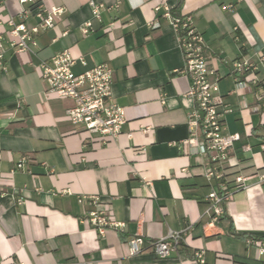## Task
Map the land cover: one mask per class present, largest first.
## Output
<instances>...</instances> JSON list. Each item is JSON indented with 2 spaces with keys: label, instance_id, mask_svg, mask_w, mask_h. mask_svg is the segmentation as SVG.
Masks as SVG:
<instances>
[{
  "label": "crops",
  "instance_id": "crops-1",
  "mask_svg": "<svg viewBox=\"0 0 264 264\" xmlns=\"http://www.w3.org/2000/svg\"><path fill=\"white\" fill-rule=\"evenodd\" d=\"M96 2L97 17L87 0H0V264H200L197 252L203 264H264V255L257 260L255 247L245 243L264 241V189L255 176L264 173L258 149L264 110L254 109V91H233L231 74L233 61L264 56V0H182L180 9L206 42L219 76V109L231 110L221 117L224 132L241 137L227 169L241 168L248 179L217 224L205 213L212 188L203 177L205 160L180 149L192 101L177 38L153 11L158 0ZM52 7L63 10L54 26L34 35L32 53H15L7 21L30 29L39 23L37 13ZM22 10H28L24 19ZM66 50L86 61L73 67L76 74L102 63L112 69V98L126 115L114 142L88 141L64 118L71 102L44 93L40 63ZM257 77L264 89V65ZM24 156L26 169L11 173ZM82 195L99 197L124 228L99 236L82 223L91 209L78 204ZM186 228L177 251L157 260L149 242ZM135 236L145 246L129 257L126 242Z\"/></svg>",
  "mask_w": 264,
  "mask_h": 264
},
{
  "label": "built area",
  "instance_id": "built-area-1",
  "mask_svg": "<svg viewBox=\"0 0 264 264\" xmlns=\"http://www.w3.org/2000/svg\"><path fill=\"white\" fill-rule=\"evenodd\" d=\"M4 1V0H1ZM21 4L34 3V0H17ZM171 0H158L154 5V13H160L166 19L178 41L184 59L180 72L188 79L187 97L192 101V109L187 115L186 125L188 138L180 143V149L185 154L199 155L205 160L203 177L212 188L206 196V214L210 223H219L224 213V205L231 201L235 192L245 188L248 179L241 173V168L236 175L228 176L227 164L229 154L236 143L241 141L237 133L224 132L221 117L223 113L231 110H220L216 94L218 92L219 76L210 65L206 57L208 46L203 37L193 27L190 16L175 18L171 14L173 5ZM87 5L97 17L101 4L96 0H87ZM37 13L39 23L28 29L23 23L16 24L12 19L7 21L11 28L8 32V43L15 53H32L36 47L34 35L51 29L55 19L63 13L62 8L52 7L41 9ZM28 10H22L20 18L24 19ZM88 24L82 28V33H88ZM152 27H158L153 23ZM1 47V46H0ZM79 63L86 65L82 56L74 57L69 51L56 54L47 62L39 65V74L45 84L44 93L60 99H66L71 105L65 110L64 118L71 125L80 128L88 141L96 137L101 145L114 142L120 135L121 127L126 122L124 108L116 105L111 94L113 71L105 63L95 65L82 73L73 72V67ZM1 65V55H0ZM264 65V56L260 54L256 61L247 58L237 59L232 62L231 74L234 76V92L245 90L254 91V100L257 103L256 111L264 110V89L258 79L259 67ZM261 89V90H259ZM259 152L264 153V143L260 144ZM243 152H250L248 145L241 147ZM144 151V150H142ZM29 160L22 157L11 169L23 171ZM264 189V173H256ZM68 194V191H60ZM78 204H87L91 209L82 219V223L92 228L99 236L108 230H122L124 223H119L112 218L109 208L101 203L97 196H78ZM17 205L24 203L23 198L16 199ZM187 228L181 231H169L165 236L149 242V248L157 260H165L184 243ZM245 243L255 247L257 260L264 255V241L248 237ZM128 256L135 257L142 253L145 240L140 236L131 237L126 242ZM195 261L203 264V253H195Z\"/></svg>",
  "mask_w": 264,
  "mask_h": 264
},
{
  "label": "trees",
  "instance_id": "trees-1",
  "mask_svg": "<svg viewBox=\"0 0 264 264\" xmlns=\"http://www.w3.org/2000/svg\"><path fill=\"white\" fill-rule=\"evenodd\" d=\"M181 6H182V0H176V3L173 5V7L171 9V14L173 17L182 18V17L186 16V15H181V13H180ZM227 171H229V173L227 174L228 176L236 175L239 172V170L237 168H230V169H227ZM220 220L225 221L226 217L222 216V218ZM259 240L263 241V239H259Z\"/></svg>",
  "mask_w": 264,
  "mask_h": 264
}]
</instances>
